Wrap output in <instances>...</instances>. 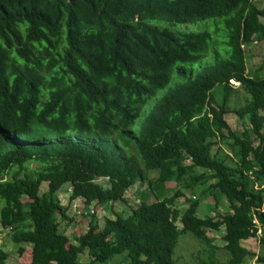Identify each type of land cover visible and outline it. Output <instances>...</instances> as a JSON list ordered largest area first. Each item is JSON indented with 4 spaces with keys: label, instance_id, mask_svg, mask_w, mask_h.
I'll return each mask as SVG.
<instances>
[{
    "label": "trees",
    "instance_id": "trees-1",
    "mask_svg": "<svg viewBox=\"0 0 264 264\" xmlns=\"http://www.w3.org/2000/svg\"><path fill=\"white\" fill-rule=\"evenodd\" d=\"M149 17L184 25L223 18L221 44L229 55L215 51V64L174 87L133 132L174 66L199 62L211 49L209 31H173ZM254 41H264V4L255 0H0L6 242L18 245L20 256L29 251L31 264H84L85 256V264H115L121 256L127 264H177L179 236L189 231L211 249L208 264H248L254 257L264 264V77L246 64ZM239 89L246 102L230 109ZM231 111L243 119V132L230 127ZM36 161L39 168L27 172ZM197 168L205 171L195 175ZM209 180L203 192L216 207L225 198L230 211L202 218L192 196L181 215L175 203L183 190ZM43 182L48 189L40 194ZM137 183H147L157 201L148 203L143 191L139 206L105 219L101 232L93 215L75 242L60 230L59 216L69 218L59 199L65 186L88 210L124 201ZM221 227L224 263L208 235ZM250 238H257V253L242 245ZM8 258L0 245V264Z\"/></svg>",
    "mask_w": 264,
    "mask_h": 264
},
{
    "label": "rangeland",
    "instance_id": "rangeland-1",
    "mask_svg": "<svg viewBox=\"0 0 264 264\" xmlns=\"http://www.w3.org/2000/svg\"><path fill=\"white\" fill-rule=\"evenodd\" d=\"M257 4H264V0H255ZM148 21L161 28H168L173 31H190V30H207L210 32L212 36V40L210 42V52L206 53L204 59L199 62L189 64V63H178L174 66V72L172 73L171 79L169 83L161 90H159L156 95L153 97L150 106L144 108L141 112V117L138 120L137 124L132 128L133 132H139L143 125L145 124L147 114L149 109L152 108L157 102H159L163 97L168 95V93L180 83L188 80L193 73L194 76L198 75L202 70L208 66L213 65L217 61V57L215 55V51L219 52L221 58L228 57V47L226 45V27L223 18H212L205 21H200L194 24H179L175 22H170L165 19L149 17ZM223 41L224 45L221 44ZM254 53L253 57L246 61L247 71L251 74H259L261 77H264V41L261 43L254 44L250 43L246 46V54ZM178 68L188 69L187 73L184 74L178 72ZM235 88H240L235 87ZM246 93L239 89V92L233 95L229 102L230 109H235L241 105H244L246 102ZM228 123L232 130H235L239 133L244 130V121L233 111L228 113L226 116ZM245 123H247L245 121ZM228 154V151H223L222 156ZM191 160H186L185 164H190ZM40 166L39 162H31L27 165V172H31L33 170L38 169ZM205 170L196 169L195 175H200ZM151 176H157V173L153 171ZM186 179L190 178V175H185ZM214 180H209L205 185L201 183L197 184L194 189L183 190L184 195L177 199L175 206L182 213L187 209L189 203L186 199L192 198V196H196V200H199L200 206L198 209V215L202 218L208 216H215V212L224 214L229 210V203L225 198H222L221 203L218 207H214L213 198L210 196V192L206 193L203 190L208 187ZM147 183L144 185H140L137 183L128 189L127 194L125 196L124 201H117L109 205L108 208H102L100 206L92 205L88 207V210L85 209L84 200H72L71 192L69 191V186H65L63 191L59 193V199L61 204L68 207L67 214L69 216L68 219H60V230L66 234L70 238L72 242H75V236H78L84 233L89 226V222L92 219L93 215H96L97 222V231L101 232L102 227L104 226L105 219L107 218H115V213H120L123 216H128L132 209L139 206L141 203L142 192L147 190ZM48 189V182H43L40 188V194H43ZM149 193L148 203H153L157 201L155 197L147 190ZM208 200V201H207ZM226 200V201H224ZM78 206H75V205ZM81 210H84L86 213H82ZM93 210V211H91ZM178 226L181 227V223L178 221ZM225 228L221 227L220 230H209L208 235L213 237V244L218 248L215 252V256L219 259L220 262L224 263L228 259V253L223 249L224 245V236ZM8 234L4 237V245L3 248L9 253V258L4 262V264H31V256L29 251L27 254H23L20 256L18 254V245L14 244L11 240L5 243ZM2 243H0L1 245ZM242 245L250 251L257 253L259 251V243L257 238H250L242 242ZM30 246L28 245V249ZM204 250V251H203ZM210 248L205 246V243H202L201 240L196 238L193 233L185 232L179 236V242L177 247L175 248L174 259L177 260V264H208L209 260L207 258V254L210 253ZM87 257H83L82 263H86ZM101 264V263H98ZM106 264V263H105ZM115 264H127L126 260L123 256L119 257ZM248 264H259L256 261V257L248 261Z\"/></svg>",
    "mask_w": 264,
    "mask_h": 264
},
{
    "label": "built area",
    "instance_id": "built-area-1",
    "mask_svg": "<svg viewBox=\"0 0 264 264\" xmlns=\"http://www.w3.org/2000/svg\"><path fill=\"white\" fill-rule=\"evenodd\" d=\"M254 44H258L257 43V41H254ZM242 46H244V45H242ZM231 82V84L234 86V87H238V86H240V82H238V81H236V80H231L230 81ZM77 200V199H76ZM79 200H83L82 198H79L78 199V201ZM75 206H78L77 204L75 205ZM82 211V213H86L84 210H81ZM91 211H93V210H91ZM10 231H11V228L9 229H7V228H3V226L0 224V243H2V239L8 234V233H10ZM260 231L258 232V234L260 235Z\"/></svg>",
    "mask_w": 264,
    "mask_h": 264
},
{
    "label": "crops",
    "instance_id": "crops-1",
    "mask_svg": "<svg viewBox=\"0 0 264 264\" xmlns=\"http://www.w3.org/2000/svg\"><path fill=\"white\" fill-rule=\"evenodd\" d=\"M253 55H254V53H252V52H250V53H248L247 54V60L248 59H250V58H252L253 57ZM226 116L227 115H225V118H226ZM226 120H227V118H226ZM228 121V120H227ZM70 191V190H69ZM76 200V199H75ZM208 201V200H207ZM214 201V200H213ZM224 201H226V200H224ZM214 203V207H215V202H213ZM4 239V238H3ZM3 239H2V244H1V246H3L4 245V241H3ZM245 241V240H244ZM5 243H6V240H5ZM224 244H225V242H224ZM256 259H257V257H256Z\"/></svg>",
    "mask_w": 264,
    "mask_h": 264
}]
</instances>
